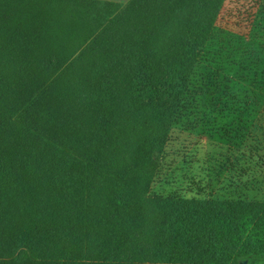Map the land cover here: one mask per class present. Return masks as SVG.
I'll return each mask as SVG.
<instances>
[{"label": "trees", "instance_id": "1", "mask_svg": "<svg viewBox=\"0 0 264 264\" xmlns=\"http://www.w3.org/2000/svg\"><path fill=\"white\" fill-rule=\"evenodd\" d=\"M225 2L0 0V264L264 260V202L218 205V231H192L187 247V219L150 196L193 88L214 86L192 78ZM126 182L139 209L122 225Z\"/></svg>", "mask_w": 264, "mask_h": 264}, {"label": "rangeland", "instance_id": "2", "mask_svg": "<svg viewBox=\"0 0 264 264\" xmlns=\"http://www.w3.org/2000/svg\"><path fill=\"white\" fill-rule=\"evenodd\" d=\"M98 1L128 5L132 0ZM156 14L154 5L134 8L135 20ZM207 75L214 86L193 88L194 99L186 102L164 149L155 154L157 172L150 187V196L167 199L178 211L172 216L187 219L181 241L187 247L192 231H218V205L226 210L229 200L264 202V0H226L192 81ZM140 158L136 155L132 166ZM118 189L127 205L118 222L128 225L139 204L130 184ZM163 229L171 233L167 223L157 233ZM226 236L235 243L231 233Z\"/></svg>", "mask_w": 264, "mask_h": 264}, {"label": "crops", "instance_id": "3", "mask_svg": "<svg viewBox=\"0 0 264 264\" xmlns=\"http://www.w3.org/2000/svg\"><path fill=\"white\" fill-rule=\"evenodd\" d=\"M258 263L264 264V262H262V261H258Z\"/></svg>", "mask_w": 264, "mask_h": 264}, {"label": "water", "instance_id": "4", "mask_svg": "<svg viewBox=\"0 0 264 264\" xmlns=\"http://www.w3.org/2000/svg\"><path fill=\"white\" fill-rule=\"evenodd\" d=\"M244 264H247V261H245Z\"/></svg>", "mask_w": 264, "mask_h": 264}]
</instances>
